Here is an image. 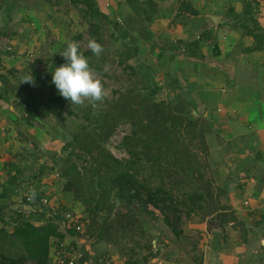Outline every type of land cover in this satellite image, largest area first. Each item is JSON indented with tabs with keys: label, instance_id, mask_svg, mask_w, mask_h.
<instances>
[{
	"label": "rangeland",
	"instance_id": "rangeland-1",
	"mask_svg": "<svg viewBox=\"0 0 264 264\" xmlns=\"http://www.w3.org/2000/svg\"><path fill=\"white\" fill-rule=\"evenodd\" d=\"M42 1L43 4H46V7L50 5L48 0ZM49 1L52 2L51 5L56 4L53 0ZM4 2L7 3L4 4ZM38 2H41V0H0V7L1 4L7 7V13L2 15L4 25L0 28V31L3 29L4 31L0 33V49H4V52H7L4 54L8 56V61H11L12 58L17 59L15 60L16 63L14 61L8 66H5L2 62L5 67L15 66L20 71L28 72L29 67L27 66L33 64L39 70L46 71L50 64L48 59L52 56L60 55L66 47L67 42L77 41L81 45L80 51L87 49V40L92 36L87 32V18L80 15V6H84L83 4L74 5L70 0H59L56 4L59 7L54 9L53 12L48 13L49 16L54 17L55 24L44 28L36 24L34 15L26 17V15L28 16L27 13H21L23 7H20V5L22 6V4L26 3L27 7L33 8L34 4ZM97 3L99 7L105 10H112L111 17L113 18L115 16L122 18L128 12L132 13V11L127 10L128 7L125 0H97ZM16 4L20 7L19 10L14 7ZM12 17L22 18L26 24L16 26L14 23H11L14 20ZM159 21L155 20L150 23V26L148 24V31L151 30L153 33ZM99 22L104 40L102 46L103 53L101 54L103 60H101V56L99 58H93L92 62L95 67L91 68L103 82L105 97L102 101L97 102L95 106L96 113L102 108L118 113L119 110H122L130 103L127 98L128 89H136L141 93H149L148 89H141V86L145 85V82L141 77H138L139 73L136 72L134 74V72H131L130 69L125 67L124 63L129 62L137 68V71H143L144 65L148 64L151 72L154 73L153 80L158 86L156 98L163 100L167 105H174L177 102H179L180 106L183 105V109L180 107L182 109L180 111L184 114V119L182 124L174 132L182 143L181 147L191 154L195 160L194 163L196 166H200L201 172H203V178H196L195 181L192 180L183 183L180 180L181 175L187 178L188 176L178 172L176 167L173 164L171 165L170 160L163 159V163L165 164L163 172H161L163 174V184L166 186L171 182L178 181L177 183L175 182L176 187H173L172 190L174 199L180 202L182 200L189 201L185 197L190 191L183 192V189H190L196 182L199 184L205 183L209 189L211 187L210 191L212 196L208 194L209 196L207 195L205 198V201L209 205L205 204L201 208L194 207L190 209L191 211L188 215L182 212V233L179 238L173 235V232L163 222L159 210L151 204H148L147 207L151 212L143 211L141 214L134 213L130 216L131 224L126 227L122 226V223L117 222V218L122 212L127 210V207L118 199H115L112 214L108 218H103L105 213L101 212L102 217H100V220L105 222V225L110 224L111 226L104 229L103 235L106 239L98 240L95 235H87L86 224L89 222V218L87 217L88 219L85 220L86 223L83 226L86 233L75 237L73 239L74 241H72L75 243L73 245L69 240H66L64 243L66 245L69 244L68 247L71 246V248L80 247L84 255L88 251L86 258L90 257L96 263L97 256H100L99 253L102 248L104 252L106 251L105 255L107 258L115 264L142 263L146 260L144 258L150 256V248H153V250L158 251L157 256H159V259L175 261L173 258H176L178 261L189 264L190 262L193 264L198 263L199 256H202V263L205 261V264H264L263 227L261 218H258L259 216L257 217L259 212L250 209V205L243 203L242 200H237L238 197L243 199L245 196L241 194L244 192L241 184L236 185V187L233 184H229V179L235 180L234 175H237L235 173L236 169L232 172V168V173H228V177L223 179H227L226 182L229 187L227 185L224 186L220 181L218 182L217 178L214 177V173L210 171L211 161L213 158L215 160L219 155L217 156L216 153L214 155L217 157H209L210 140L208 141L207 136L210 132V125L208 124L210 121L206 119L208 118L207 114L202 112V108L195 109L196 104L194 105V99L196 97L193 91H190L188 94L186 92L179 93L176 85L171 82V78L169 77L171 75H168L177 71L179 66L181 67L187 63L184 62L187 61L185 60L187 53L181 46L172 45L173 48L176 47L174 50L178 49L176 55L178 54L179 61L177 62L174 59H170L173 57L169 53L170 48L160 43L161 40L156 39L157 41H153L151 32L139 35L136 32L130 31L132 33L128 36L127 44L129 43L130 47L132 45L136 46L137 50L128 60L120 61L127 49L122 36H119V31L112 27L111 23H106L103 19ZM195 22L198 23V19H195ZM159 36L160 38H170V35L166 34L165 30L160 31ZM39 38L43 40L42 43L36 42V40H40ZM156 45L163 51L160 56H156ZM21 59L22 61H20ZM179 62L184 63L180 65ZM17 64L19 65L17 66ZM203 67L202 64L198 65L199 72L197 75L195 74L196 78L192 77V79H189L187 73L183 71V82L193 88L194 91H197V93H200L199 85L203 84V76L200 73L203 69L205 71L206 67ZM207 67L211 69L210 66ZM187 69L189 72V66ZM180 73L178 71L177 74L179 75ZM182 84L180 83L179 85ZM247 90H250L249 87L244 86L240 89L239 93H244ZM38 95L39 97L37 98H44L41 91ZM9 99L12 103L18 105L17 117L22 116L23 107L18 103L20 102V98H14V95H9ZM87 103L85 101L82 105H71L74 113L69 114V117L62 122L58 121L54 116L38 113V116L32 122L33 127H31L41 134V138H37L33 133H26L27 131H23L20 137L23 145L20 151L22 156H19V161L21 163L24 162L27 166L25 169L27 172L26 179H33L39 187L43 185L44 192L49 195L52 202L67 201L64 206L81 214L83 212L82 204L74 200L72 191L62 189L61 186L64 179L59 172L62 166V158L70 151V148L63 149V144L70 139L71 133L76 128L78 122L88 121L85 116L86 110L82 107ZM21 118L23 119V116ZM118 118L122 119L116 123L111 135L105 140L104 145L115 156L123 160L128 158L129 154L122 144V139L125 134L131 132L132 126L129 119H124L123 117ZM191 122H195L196 127H193L194 124ZM203 135L205 138L202 137ZM141 147V144L135 146L139 150ZM153 151L154 148L151 149V153ZM148 158L149 155H147V158L146 154L142 155V160L140 161L142 170H140L141 173L139 176H145L151 172V163ZM221 159L217 161L219 162ZM77 161L80 163L81 159H77ZM36 176H38L37 179L35 178ZM156 176L154 174L152 180ZM155 183L152 182L153 185ZM211 199L218 204H224V207H227L225 213L228 215L233 214L234 217L232 219L227 218L223 213L224 211L215 212L214 210L217 206L212 205ZM14 204L15 201L13 202V208H15ZM13 208L11 207V210ZM212 210L214 212L211 213ZM8 220L10 221V219L6 221ZM113 224H116V227H112ZM52 239L55 240L54 238ZM55 242L56 240L54 244L58 248L59 243ZM149 244H151V247ZM96 249L99 251L98 254L95 252ZM24 264L35 263L27 260Z\"/></svg>",
	"mask_w": 264,
	"mask_h": 264
},
{
	"label": "trees",
	"instance_id": "trees-1",
	"mask_svg": "<svg viewBox=\"0 0 264 264\" xmlns=\"http://www.w3.org/2000/svg\"><path fill=\"white\" fill-rule=\"evenodd\" d=\"M70 1L74 5H84L80 6V15L87 18V32L95 37L99 44L102 46L104 44L99 22L103 19L119 31V36H122L126 44L127 49L120 61L128 60L133 56L137 47L134 45L130 47V44H127L128 36L132 32L123 25L122 18L118 16L111 17L112 10L99 7L97 0ZM252 1L254 0H246L245 2L243 12L247 16H245L246 21L241 24L244 33L253 37V44L247 46V49L250 50L264 47V27L259 24L252 14L250 9V7L252 8ZM125 2L134 16L147 24L159 15L160 8L156 0H125ZM178 7L179 9L188 10L190 13L196 11L190 7V3L184 0L179 2ZM3 31L4 29L0 33H3ZM174 45L177 46L176 43ZM196 46H198L197 39L188 42V47L191 49ZM5 52L4 49H0V96L14 95V98H20L18 103L23 107L22 116L26 125H32L38 113L54 116L60 122L69 117V114L74 113L70 102L59 95L54 84L51 83V74L54 68L65 63L61 55H55L48 59L50 64L46 71L39 70L33 64H29L27 66L29 67L28 73L20 71L15 66L5 67L2 64V55H5ZM81 52L88 58L90 67H95L92 61L96 56L88 49ZM191 55H193L192 52ZM101 60H103L102 56ZM124 65L134 74L139 73L138 77H141L145 82L141 89H148L149 93L128 89L127 98L130 103L119 110L118 113L106 108L99 109L96 113V108L89 103L82 106L86 110L85 116L88 121L78 122L71 133L70 139L63 144V149L70 148V151L62 158L59 173L64 180L61 187L63 190L72 191L74 200L82 204V214L75 213L80 215L82 221L84 220L83 226L86 223L85 220L89 218V222L86 224L87 235H95L98 240L106 239L103 235L104 229L111 227L110 224L105 225V222L100 220V217H102L101 212L105 213L103 218H108L112 214L115 199H118L127 207V210L117 218V222L122 223V226L126 227L131 224L130 216L134 213L151 212L147 209L148 204H151L159 210L163 222L173 232V235L179 238L182 233V212L188 215L190 209L194 207L201 208L205 204L209 205L205 198L208 194L211 195V187L209 189L205 183L199 184L196 182L190 189H183V192L190 191L185 197L189 201L182 200L180 202L174 199L172 190L173 187H176L178 181L171 182L166 186L163 184V174H161L165 166L163 159L170 160L171 165L173 164L178 172L188 176L187 178L181 175L180 180L183 183L195 181L196 178H203L200 166H196L191 154L181 147L182 143L174 132L184 119V114L180 111L183 105L180 106L179 102L174 105H167L163 100L156 98L158 86L153 80L154 73L151 72L148 64L144 65L143 71H137V68L129 62L124 63ZM30 75L34 77L35 86L23 82ZM176 88H178L179 93H184L178 85H176ZM40 91L43 93L44 98H37ZM118 117L129 119L132 126L131 132L125 134L122 139V144L129 154V157L123 160L115 156L104 145L116 123L122 119ZM206 119L210 121L207 122L210 125L209 129H211L210 117ZM191 123L194 124L193 127H196L195 122ZM140 144L142 146L140 150L136 149L135 146ZM152 148H154V151L151 153ZM143 154H146V158L149 155L151 172L148 175L139 176L140 170H142L140 161ZM77 159H81V162L79 163ZM154 174L157 176L152 180ZM152 182L156 183L153 185ZM211 203L217 206L215 212L224 211L223 213L227 218L232 219L234 217L233 214L228 215L225 213L227 207H224V204H218L212 199ZM33 206L35 209L28 215H23L17 211L20 216L16 217V222L11 230L4 227V225L0 226V264H24L27 260H31L35 264H48L52 262L53 258L49 253L51 238H55L57 243L66 242L65 239L72 242L75 237L86 233L83 226L82 230H77L75 227L61 228L57 221L60 218L59 215L56 217L45 216L42 210L35 205ZM60 207L61 210L74 212L61 202ZM214 211L212 210L211 213ZM115 225L113 224L112 227H116ZM70 236L72 240L68 238ZM73 244L75 243L72 242ZM68 245L65 246L70 249L71 246L68 247ZM78 249L81 250L80 247ZM95 252L98 254L99 251L96 249ZM105 252L103 248L100 249V256H97V260L102 256L107 257ZM149 252L150 256L158 254V251L153 250V248H150ZM86 255H88V251L85 252V255L83 253L82 259L86 258ZM144 259L147 260V258ZM198 260V264H201L202 256H199Z\"/></svg>",
	"mask_w": 264,
	"mask_h": 264
},
{
	"label": "crops",
	"instance_id": "crops-1",
	"mask_svg": "<svg viewBox=\"0 0 264 264\" xmlns=\"http://www.w3.org/2000/svg\"><path fill=\"white\" fill-rule=\"evenodd\" d=\"M53 1L57 4L59 0ZM156 1L160 8L159 15L150 23L155 20L160 21L153 33L151 30L148 31L147 24V33L151 32L153 41L161 40L160 43L170 48V50L168 49L169 53L173 56L170 59L179 61L178 54L176 55L178 49L174 50L176 47L173 48L172 46L175 43L187 53L186 58L184 57L187 60L184 62L187 63L182 65L184 62H179L182 66H179L174 73L167 74L171 75L169 76L171 82L178 85L180 90L184 92L188 90L187 94L193 91L196 97L194 99L195 109L202 108V112L210 117L212 124L207 136L208 141L210 140L209 157L219 155L222 158L219 162L217 161L220 159L219 157L215 160L213 158L210 171L214 173L218 182L220 181L224 186L229 187L226 182L227 179H223L228 177V173H232L236 169L237 175H234L236 181L229 179V184H233L235 187L241 184L244 191L241 194L245 198L236 196L238 197L237 200H242L243 203L245 199L248 200V203L245 204H249L250 209L260 213L257 217L259 216L258 218L262 220V240H264V47L253 50L247 49V46H251L254 40L251 35L244 33V28L241 25L242 22L246 21L245 16L247 15L243 12L246 0H184L196 10L195 13H190L186 9H179V2L182 0ZM6 3L4 2V4ZM48 3L50 5L46 7V4H43L41 0V2L34 4L33 8L27 7L24 3L22 6L20 5L23 7L21 13H27L28 16L26 15V17L34 15L38 26L45 28L54 25V17L49 16L48 13L53 12L59 6L51 5L52 2L49 0ZM4 4H1L0 16L7 13V7ZM14 7L20 9L17 4ZM128 8L127 10H130ZM250 9L259 24L264 27V0L252 1V8L250 7ZM45 12L46 14H44ZM43 15L45 16L43 17ZM12 19L14 20L11 23L16 26L26 24L22 18L12 17ZM136 19L138 20V18ZM195 19H198V23L195 22ZM162 30H165L170 38H160L159 33ZM195 39L198 40V46L191 49L188 47V42ZM36 42L42 43L43 40H36ZM155 53L156 56H160L163 51L157 46ZM7 59L8 56L2 55V62L5 66L11 65L17 60L12 58L13 61L12 59L8 61ZM195 60L196 62H194ZM200 63L206 69L204 71V67L201 68L203 69L202 72L200 71L203 76V84L199 85L200 93H197L188 84H185L182 78L184 77L183 71L187 73L189 79L196 78L195 74L197 75L199 72L198 65H201ZM240 64H244L250 72H253L252 74L255 73L254 82L236 81V70ZM207 66H210L214 71ZM178 71L181 72L179 75L177 74ZM180 83L183 84L179 85ZM244 86L249 87L250 90L239 93ZM3 96H0V226L4 225L11 230L16 222V217L20 216L16 208L22 203L23 195L28 190V184L33 180L26 179L27 172L25 169L27 166L24 162L19 161V156H22L20 151L23 145L20 137L23 131L33 133L39 139L41 134L32 128V125H26L21 118L22 116L17 117L18 105L12 103L9 96ZM35 178L37 179L38 176ZM41 187L44 189L43 185ZM14 201L15 208H13ZM61 201L59 202L62 204L67 202ZM7 219L10 221H6ZM68 238L72 240L71 236ZM50 241L49 253L52 257L56 246L55 240L51 238ZM173 259L175 261L159 259V256L152 255L146 261L138 264H189L178 261L176 258ZM159 261L161 262L159 263ZM190 264L193 263L190 262ZM201 264H205V261Z\"/></svg>",
	"mask_w": 264,
	"mask_h": 264
},
{
	"label": "clouds",
	"instance_id": "clouds-1",
	"mask_svg": "<svg viewBox=\"0 0 264 264\" xmlns=\"http://www.w3.org/2000/svg\"><path fill=\"white\" fill-rule=\"evenodd\" d=\"M80 43L69 41L60 55L65 63L55 67L51 74V83L54 84L59 95L70 102L71 105H82L87 101L92 107L105 97L103 82L89 65V60L80 51ZM86 48L94 56L99 58L103 53V47L95 37H89ZM23 82L35 86V80L32 75L26 77ZM36 191L29 189L28 199L34 202Z\"/></svg>",
	"mask_w": 264,
	"mask_h": 264
},
{
	"label": "built area",
	"instance_id": "built-area-1",
	"mask_svg": "<svg viewBox=\"0 0 264 264\" xmlns=\"http://www.w3.org/2000/svg\"><path fill=\"white\" fill-rule=\"evenodd\" d=\"M32 188L36 191L34 202H30L28 199L29 189ZM244 203H248V200L245 199ZM33 205L42 210L45 216L56 217L59 215L60 218L57 221L63 229L67 227H75L77 230L83 229L84 220L82 221L80 215L69 210H61L60 202H52L49 195L34 180L28 184V190L23 195L22 203L17 206L16 210L23 215H28L35 209ZM65 245L64 242L59 243V247L54 250L52 262L48 264H113L107 257H99L97 263L90 257L82 259L83 252L81 250L78 248L67 249Z\"/></svg>",
	"mask_w": 264,
	"mask_h": 264
},
{
	"label": "water",
	"instance_id": "water-1",
	"mask_svg": "<svg viewBox=\"0 0 264 264\" xmlns=\"http://www.w3.org/2000/svg\"><path fill=\"white\" fill-rule=\"evenodd\" d=\"M121 22L129 31L137 32L140 35H144L145 33H147V29H146L147 23L137 20L136 17L130 12H128L125 16L122 17ZM3 25H4V19L2 16H0V28H2ZM252 73L253 72L252 71L250 72L244 64H240L238 65L237 70H236V81L237 82H245V81L254 82L256 75L255 73L254 74Z\"/></svg>",
	"mask_w": 264,
	"mask_h": 264
}]
</instances>
